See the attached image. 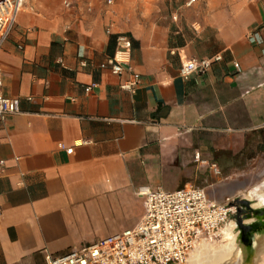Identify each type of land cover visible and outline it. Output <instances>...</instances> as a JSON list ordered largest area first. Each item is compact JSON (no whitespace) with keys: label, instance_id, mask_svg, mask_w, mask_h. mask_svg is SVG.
I'll list each match as a JSON object with an SVG mask.
<instances>
[{"label":"crops","instance_id":"0c3cea01","mask_svg":"<svg viewBox=\"0 0 264 264\" xmlns=\"http://www.w3.org/2000/svg\"><path fill=\"white\" fill-rule=\"evenodd\" d=\"M181 1L162 19L106 0L19 12L0 47V94L18 100L0 120V264H45L133 227L141 187L230 201L226 181L264 161V0ZM119 34L134 93L101 67ZM216 54L180 76L182 60Z\"/></svg>","mask_w":264,"mask_h":264},{"label":"built area","instance_id":"2783aa9c","mask_svg":"<svg viewBox=\"0 0 264 264\" xmlns=\"http://www.w3.org/2000/svg\"><path fill=\"white\" fill-rule=\"evenodd\" d=\"M29 0H0V47L12 31L17 15ZM196 0H186L191 5ZM111 4L112 0H106ZM117 51L101 64L114 75L128 73L120 87L134 93L140 75L128 63L131 41L124 34L117 35ZM221 55L189 58L181 61L179 74L186 78L192 73L207 71ZM81 65H85L81 62ZM236 72H240L235 63ZM93 85L88 86L91 89ZM18 112V100L0 94V120ZM72 148L67 149L71 153ZM2 163V161H0ZM144 210L139 221L121 232L96 241L72 247L62 254L45 253V264H178L182 263L196 238L216 235L237 211L233 200L218 202L203 188L185 186L169 191L162 188L141 187ZM2 210L0 208V216Z\"/></svg>","mask_w":264,"mask_h":264},{"label":"rangeland","instance_id":"374dc122","mask_svg":"<svg viewBox=\"0 0 264 264\" xmlns=\"http://www.w3.org/2000/svg\"><path fill=\"white\" fill-rule=\"evenodd\" d=\"M181 3V0H113L111 5H116L121 8L132 7V9L138 12H146L150 19H162L163 16H169L171 10ZM226 183L227 187L225 189H228V192H226L225 189H222L225 190V195H221V198L224 197V199H233V203H235L237 207H240L242 211L240 213H237L236 211V213L228 219L216 235H213L210 238L203 235L196 238L194 245L189 251L193 255L194 264L202 263L203 251L207 250L208 252H218L222 248L223 244L230 242V236L223 233V229L227 224L233 222L236 231L239 233L238 239L240 243L245 246L249 244V242H252L251 239H253V236L255 240V234L264 228V226L259 225L260 219L257 220L250 215L252 209L260 210L261 208H253L250 203L251 201L242 195L243 192H251L252 190V193L255 190L264 191V189H262V187H264V161H260V165L255 167L253 170L236 173V175L233 176V179L229 178ZM249 217L252 218L250 222L244 221ZM262 221H264V218H262ZM250 226L252 229L248 232L249 234L245 233V235H243L241 227L244 228Z\"/></svg>","mask_w":264,"mask_h":264},{"label":"bare ground","instance_id":"6f19581e","mask_svg":"<svg viewBox=\"0 0 264 264\" xmlns=\"http://www.w3.org/2000/svg\"><path fill=\"white\" fill-rule=\"evenodd\" d=\"M262 189H264V187H262ZM252 191L241 193L245 196V198L251 201L250 203L253 208L259 209L261 207V203L257 197L261 196L264 191L259 190L256 196L253 195ZM251 220L252 218L249 217L244 221L250 222ZM223 233L230 236V242L223 244L222 248L218 252H208L207 250L203 251L201 264H264V228L255 234L254 247L251 249H245L240 243L238 239L239 233L236 231L233 222L225 226ZM178 264H194L192 253L189 252L185 260Z\"/></svg>","mask_w":264,"mask_h":264},{"label":"flooded vegetation","instance_id":"af4514ba","mask_svg":"<svg viewBox=\"0 0 264 264\" xmlns=\"http://www.w3.org/2000/svg\"><path fill=\"white\" fill-rule=\"evenodd\" d=\"M257 192H258V190H255L254 192H253V195L254 196H256L257 195ZM259 200H260V203H261V209H264V194H262L261 196H258L257 197ZM238 209H240V207H237ZM261 209L260 210H256V209H252L251 210V213H250V215L251 216H253L255 219L257 218V220H262V218H264V213H262V211H261ZM242 211V209H240V212ZM239 212V213H240ZM257 214V215H256ZM257 216V217H256ZM240 221V220H239ZM241 229H242V231H243V235H245V233H248L249 231H251V229H252V227L250 226V227H241ZM244 229V230H243ZM249 234V233H248ZM242 235V236H243Z\"/></svg>","mask_w":264,"mask_h":264},{"label":"water","instance_id":"95a60500","mask_svg":"<svg viewBox=\"0 0 264 264\" xmlns=\"http://www.w3.org/2000/svg\"><path fill=\"white\" fill-rule=\"evenodd\" d=\"M261 211H262V213H264V209H261ZM259 225H260V226H264V221L260 220V221H259ZM253 240H254V236H253V239H251L252 242H249V244H247L246 246L243 245V247H244L245 249H247V248H250V249L253 248V247H254V242H253Z\"/></svg>","mask_w":264,"mask_h":264},{"label":"trees","instance_id":"16d2710c","mask_svg":"<svg viewBox=\"0 0 264 264\" xmlns=\"http://www.w3.org/2000/svg\"><path fill=\"white\" fill-rule=\"evenodd\" d=\"M239 212H240V209L237 208V213H239Z\"/></svg>","mask_w":264,"mask_h":264}]
</instances>
